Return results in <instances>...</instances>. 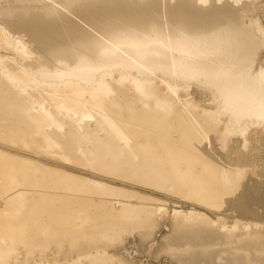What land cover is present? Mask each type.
<instances>
[{
	"label": "bare ground",
	"instance_id": "6f19581e",
	"mask_svg": "<svg viewBox=\"0 0 264 264\" xmlns=\"http://www.w3.org/2000/svg\"><path fill=\"white\" fill-rule=\"evenodd\" d=\"M261 182L264 0H0V264H231Z\"/></svg>",
	"mask_w": 264,
	"mask_h": 264
},
{
	"label": "rangeland",
	"instance_id": "374dc122",
	"mask_svg": "<svg viewBox=\"0 0 264 264\" xmlns=\"http://www.w3.org/2000/svg\"><path fill=\"white\" fill-rule=\"evenodd\" d=\"M260 184H259V186L256 185L255 187H253L254 185H252L249 188V190H251V189L254 190V188H255V190H254L255 192L252 190L251 194L250 195L247 194L246 197L243 196L244 199L242 197L240 199V202H239V200L234 202V203H237L236 205L234 203H232L229 206V210L230 209L231 210H230V212L228 210V215L226 216V217H228V220L230 221V223L233 222L232 220L235 221V220H239L240 219V221L241 220L242 221H244V220L245 221H249V224H251V222H252V224H253V222H256L257 224L254 223V225H252V226L250 225L248 228H246V234L243 235V236H240V237L236 236V232H237V229H236V232H233L231 234V236L227 239L226 243H225V240H224V243H222V240L219 239L217 241L215 240V243L217 245L216 244L212 245L213 249H218V248L222 249V248H225V247H229L230 250H231V253H228V254H230V257H232L231 258V260H232L231 264H234V263L235 264H240V263H242V264H264V189L261 187V186L264 187V185L262 184V182ZM252 192H254V193L252 194ZM242 200H245V201H242ZM246 201L250 205L247 204ZM241 202L244 205H247V206H244ZM234 205H235V207H234ZM241 206L243 207L242 209L240 208ZM249 206H250V208H248ZM235 209H236V211H235ZM240 209H241V211H243L242 213L239 212ZM247 209H248V211L249 210L250 211L248 212ZM244 211H247L250 214H248L247 212H244ZM233 212L234 213L239 212L240 214L239 213L234 214ZM243 213H246V214H243ZM232 215H233V217H232ZM243 215H247V216H243ZM229 217H231L232 220H231V218L229 219ZM254 228H255V230H254ZM257 229H258V231L260 230L259 231L260 235H256ZM249 235H250V237H249ZM231 240L235 241V243L233 241L231 243ZM218 241L221 242L222 245ZM238 244H241V245L238 246ZM229 245L230 246L232 245L233 247H230ZM242 245H245V247L242 246ZM242 247H243V249H242ZM233 248H235V249H233ZM236 248L239 249V250H237ZM233 252H234V254H233ZM248 253H249V255H248ZM238 255H240V256H238ZM244 256H245V258H244ZM236 257L237 258L242 257L244 260L243 259L242 260L241 259L237 260ZM216 259H217V257H216Z\"/></svg>",
	"mask_w": 264,
	"mask_h": 264
}]
</instances>
